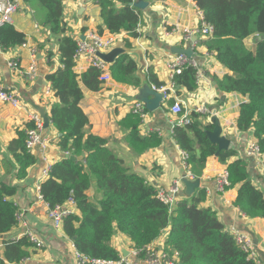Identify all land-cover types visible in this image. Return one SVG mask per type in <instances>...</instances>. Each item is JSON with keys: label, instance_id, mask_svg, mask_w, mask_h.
<instances>
[{"label": "trees", "instance_id": "trees-1", "mask_svg": "<svg viewBox=\"0 0 264 264\" xmlns=\"http://www.w3.org/2000/svg\"><path fill=\"white\" fill-rule=\"evenodd\" d=\"M135 0H95L99 7L101 25L110 35L124 32L137 38L141 22V10L130 6ZM35 6L42 14L39 22L51 35L59 38L57 54L61 68L46 75L52 95L57 103L50 108L49 120L58 134L57 146L61 153L83 158L70 160L63 157L50 166L49 177L40 185V194L50 208L73 200L78 215L63 218L62 230L72 240L74 249L90 259L118 260L120 254L111 245L115 233L126 236L134 248L142 249L153 243L162 232L169 229L165 250L178 254L182 264H259L241 249L234 236L219 222L209 208H201L204 189H197L190 197L182 196L170 209L157 198V189L131 172L124 161L109 147L106 139L86 134L87 116L79 107L83 98L81 86L96 92L102 82L99 72L89 67L80 77L74 72L73 56L76 41L66 35L63 22L64 7L61 0H23ZM202 12L203 20L213 29L212 36L201 43L216 62L230 74L219 82L224 93H238L248 98L240 105L236 121L240 132L252 130L261 154H264V0H194ZM253 38V45L247 40ZM25 35L11 24L0 26V47L3 50L25 44ZM126 46L128 43L125 41ZM55 54L50 52L48 57ZM111 78L133 87H139L136 76L137 64L127 55H120L110 65ZM146 83L162 86L152 69L148 68ZM178 88L187 92L197 89L196 69L185 67L174 77ZM170 100L168 104H173ZM198 114L190 115L187 126H174L172 139L175 145L187 154V170L199 178L207 159L217 157L226 164L229 188L237 190L234 201L247 218H264V194L249 180L247 161L229 160L236 157L232 149L217 153V145L211 143L207 133L213 124H202ZM141 120L129 114L119 126L128 133L124 141L136 156L155 149L161 144L157 133L141 136ZM33 128L28 122L17 137L8 144V152L17 164L16 178L23 179L27 170L36 163V158L26 149V132ZM92 183L101 194V199L91 201L86 192ZM16 188L0 183V236L14 228L17 221L16 207L11 199ZM74 239V240H73ZM3 253L0 264H21L27 257V248L32 246L28 237L2 241Z\"/></svg>", "mask_w": 264, "mask_h": 264}, {"label": "crops", "instance_id": "crops-1", "mask_svg": "<svg viewBox=\"0 0 264 264\" xmlns=\"http://www.w3.org/2000/svg\"><path fill=\"white\" fill-rule=\"evenodd\" d=\"M142 1L148 6L141 10L139 36L130 38L126 33L121 32V41L111 49L101 52L108 54L112 53L113 49H122V54H127L137 64L136 76L139 78V87L118 83L111 78V75L110 80L102 83L96 92L81 86L83 98L79 107L89 121L86 134L106 139L109 147L124 161L127 168L156 189L166 190L174 182L179 181V198H181L184 196L181 180L188 178V172L181 164V150L172 139V130L177 117L169 111L172 104L168 102L180 101L190 110L204 107L210 114L200 117L199 121L205 125L212 124L214 118L219 120L222 134L230 140L229 148L237 155L229 162L235 159L247 161L250 182L264 194V156L260 158L244 156L247 144L256 139L252 130L240 132L236 125L240 105L246 103L248 98L238 93L221 92L218 82L225 75L230 74L229 71L217 63L214 56L201 44L207 39L198 34L187 38V32L195 30L201 18L194 0ZM61 2L64 7L63 22L66 26V35L72 39H81L86 30H97L101 25L100 10L95 0H62ZM41 19L42 14L37 7L22 1L19 9L12 16L11 25L25 35V45L0 52V85L5 89L14 90L23 104L22 109H16L0 103V183L16 188V194L11 201L16 207V212L21 216L14 228L6 235L0 236V253H3L2 241L19 240L28 237L27 234H32L42 243V247L36 248L32 243V246L26 249L27 257L21 264H75L72 240L64 234L62 228L60 230L53 228L48 217L47 205L38 199L40 185L47 179L42 177V171L65 157L57 146L58 134L51 124L43 131L42 137H45L46 142L43 147L29 151L36 158V163L27 170L23 179L16 178L17 164L7 148L10 141L17 137V130L23 129L29 122L31 114L43 112L49 117L51 106L57 103L46 81V75L61 68L57 54L59 38L51 35L47 28L39 24ZM102 34L108 35V32L103 30ZM250 39L252 41L247 40V43L251 46L254 41L253 38ZM172 48H192L200 71L199 86L190 93L178 88L170 93V99L162 102L158 110L154 112L146 110L147 115L141 120L139 127L140 134L147 136L157 133L161 137V144L136 157L124 141L128 132L119 126V121L133 114L132 106L135 102H142L144 99L155 101L150 91L152 85L146 83V73L148 68L152 69L158 82L162 85L166 84L168 72L165 62L173 55ZM31 51H35L37 75L33 80H28L24 73L33 61ZM50 52L55 54L51 58L48 57ZM11 61H15L17 65L13 69L9 67ZM88 69V64L81 59L76 63L74 72L80 77ZM109 69L110 66H108L110 74ZM47 89H50L49 93ZM226 166L219 163L215 156L207 159L200 177L199 189L205 191V198L200 207L214 211L225 230L245 234L250 241L255 260L259 264H264V218L251 220L235 207L236 189L229 188L222 194L216 190V175L225 170ZM93 185L94 183L86 194L91 201H96L101 194ZM75 214L78 215L79 212L76 210ZM168 233L169 229L162 232L161 236L151 243L152 247L165 250ZM111 245L124 257L129 256L134 248L132 242L120 233L114 234ZM139 262L143 264L142 260Z\"/></svg>", "mask_w": 264, "mask_h": 264}, {"label": "built area", "instance_id": "built-area-1", "mask_svg": "<svg viewBox=\"0 0 264 264\" xmlns=\"http://www.w3.org/2000/svg\"><path fill=\"white\" fill-rule=\"evenodd\" d=\"M23 0H0V26L4 24L12 23V16L17 12ZM62 1V0H61ZM199 10V9H198ZM200 21L195 30H191L187 32V38L191 35L198 34L199 36L208 39L212 36L213 29L210 25L206 24L203 20V14L199 10ZM137 33H139V27L137 28ZM124 33V32H122ZM121 33L117 35H103L99 34L94 29H88L82 35L81 39H77L76 45L77 49L73 56V60L76 63L79 60H85L88 64V68H95L99 72V81L105 83L110 80V74L108 72V63L102 61L98 56V52H103L111 49L117 42L121 41ZM23 44L22 46H24ZM2 48L0 47V52H2ZM31 56L33 58L32 63L29 65L27 70L25 71V76L28 80H33L37 75V70L34 62L35 51H31ZM17 65L15 61H11L9 63L10 68H15ZM165 67L168 72V80L167 83L155 87L151 86L153 90L161 94L162 102L170 99V93L178 89L174 82V77L182 72L185 67H192L196 69V84L199 86L200 76L197 67V63L194 59H188L184 55H175L170 56L165 62ZM50 92V89H47V93ZM0 103L8 104L16 109H22L23 104L19 98V95L14 90L5 89L2 85H0ZM169 111L177 117L176 123L174 126L184 127L190 123V115L198 114L200 117L209 115L210 112L204 107H195L194 110L186 109L184 104L180 101H175L170 107ZM132 112L135 116H137L140 120H143L146 115V109L142 102H135L132 106ZM215 117V116H213ZM29 122L33 123V128L28 129L26 132L27 140H26V149L28 151H32L37 147H43L46 142L45 137H42L43 134V122L39 113L35 112L31 114ZM174 128V127H173ZM70 156L69 154H65ZM244 156L246 158H260L264 156L261 154L257 141L249 142L245 148ZM187 154L181 151V164L182 167L187 170ZM188 172V170H187ZM50 173V167L45 168L42 171V177L48 178ZM41 177V179H42ZM187 177L189 179H195L189 172ZM200 179V177H199ZM216 190L219 193H224L229 186L228 181V173L227 170H223L222 172L216 175ZM201 181V180H200ZM179 188L180 182H174L170 187L165 189H157V198L167 205L170 209L176 204L179 199ZM38 199L41 202H44L41 194H39ZM48 207V206H47ZM76 206L73 200H68L65 204L61 206H56L52 209L48 207V217L50 218L53 228L55 230H60L62 228L63 218L76 212ZM17 221L19 222L21 216L17 213ZM237 244L241 247L242 250L247 252L250 257L254 258L250 241L248 237L240 233L238 231L230 232ZM29 240L35 245L36 248H41L42 243L39 242L32 234H27ZM73 246V245H72ZM1 247V245H0ZM74 248V246H73ZM75 250V249H74ZM139 260L143 261V264H179L178 262V254L176 252L169 253L165 250H157L152 247V244L143 247L142 249L133 248L130 252V255L127 257L119 256L118 260H99V259H90L82 254H79L75 250V264H141ZM255 260V258H254Z\"/></svg>", "mask_w": 264, "mask_h": 264}, {"label": "water", "instance_id": "water-1", "mask_svg": "<svg viewBox=\"0 0 264 264\" xmlns=\"http://www.w3.org/2000/svg\"><path fill=\"white\" fill-rule=\"evenodd\" d=\"M130 6H133L134 8H137L139 10H144L148 4L142 0H135L133 3L130 4ZM249 42H251V39H248ZM171 52L175 55H184L188 59H194L196 60L192 48H172ZM123 53L122 49H113L112 53L108 54H102L101 52H98L97 56L104 62L108 64H113L115 61L114 59L121 55ZM151 95L155 98V101H150L149 99L142 100V103L144 104V107L149 112H154L158 110L162 103V96L155 90H153L150 87ZM40 117L42 118L43 122V129H48L50 125L49 117L44 115L43 112H39ZM214 126L213 130L211 132L207 133L208 139L211 143L217 145V153L223 150H228L230 146V140L226 138L222 134V128L219 124V120L217 118H214L213 122H211ZM65 158H69L70 160H80L78 157L74 156H67L65 155ZM182 185L184 186V196L190 197L195 192V190L199 189L201 187V181L199 178L195 179H189V178H183L181 180ZM74 240V239H73ZM179 264H182L179 262Z\"/></svg>", "mask_w": 264, "mask_h": 264}, {"label": "rangeland", "instance_id": "rangeland-1", "mask_svg": "<svg viewBox=\"0 0 264 264\" xmlns=\"http://www.w3.org/2000/svg\"><path fill=\"white\" fill-rule=\"evenodd\" d=\"M93 186H94V185H93ZM94 187H95V186H94ZM101 198H102V196H99V197H98V199H101Z\"/></svg>", "mask_w": 264, "mask_h": 264}]
</instances>
